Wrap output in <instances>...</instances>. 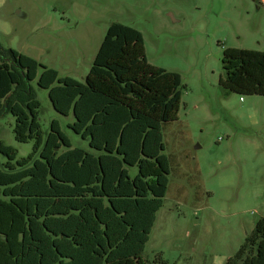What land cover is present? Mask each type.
Instances as JSON below:
<instances>
[{
  "label": "trees",
  "instance_id": "obj_1",
  "mask_svg": "<svg viewBox=\"0 0 264 264\" xmlns=\"http://www.w3.org/2000/svg\"><path fill=\"white\" fill-rule=\"evenodd\" d=\"M222 67L226 95L264 96V51L227 47ZM35 79L95 152L73 147L57 119L44 132ZM182 88L181 74L151 64L142 32L121 22L84 82L0 46V119L11 114L15 139L33 142L23 155L0 140V264H146L172 172L163 131L179 119ZM225 264H264V217Z\"/></svg>",
  "mask_w": 264,
  "mask_h": 264
},
{
  "label": "rangeland",
  "instance_id": "obj_2",
  "mask_svg": "<svg viewBox=\"0 0 264 264\" xmlns=\"http://www.w3.org/2000/svg\"><path fill=\"white\" fill-rule=\"evenodd\" d=\"M114 22L139 29L148 61L183 82L179 119L163 131L172 172L146 264H225L264 217V96L226 95L222 58L227 47L264 51V0H0V46L84 82ZM31 84L44 132L57 119L73 147L95 152L69 127L73 113ZM13 129L1 118L0 140L26 155L33 142Z\"/></svg>",
  "mask_w": 264,
  "mask_h": 264
}]
</instances>
